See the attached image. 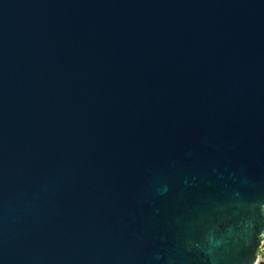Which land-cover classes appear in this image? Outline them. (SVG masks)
I'll return each mask as SVG.
<instances>
[{
    "label": "water",
    "instance_id": "95a60500",
    "mask_svg": "<svg viewBox=\"0 0 264 264\" xmlns=\"http://www.w3.org/2000/svg\"><path fill=\"white\" fill-rule=\"evenodd\" d=\"M264 0H0V264H264Z\"/></svg>",
    "mask_w": 264,
    "mask_h": 264
},
{
    "label": "trees",
    "instance_id": "16d2710c",
    "mask_svg": "<svg viewBox=\"0 0 264 264\" xmlns=\"http://www.w3.org/2000/svg\"><path fill=\"white\" fill-rule=\"evenodd\" d=\"M262 241L264 242V237L262 238ZM258 254H261L264 260V243L261 249H259Z\"/></svg>",
    "mask_w": 264,
    "mask_h": 264
},
{
    "label": "rangeland",
    "instance_id": "374dc122",
    "mask_svg": "<svg viewBox=\"0 0 264 264\" xmlns=\"http://www.w3.org/2000/svg\"><path fill=\"white\" fill-rule=\"evenodd\" d=\"M259 256H260V259H262V260H263V257H262V255H261V254H259Z\"/></svg>",
    "mask_w": 264,
    "mask_h": 264
}]
</instances>
